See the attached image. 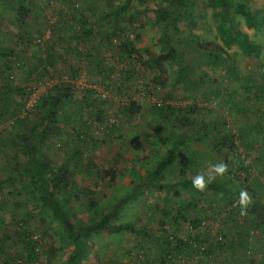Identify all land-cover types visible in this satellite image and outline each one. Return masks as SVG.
<instances>
[{"label": "rangeland", "instance_id": "374dc122", "mask_svg": "<svg viewBox=\"0 0 264 264\" xmlns=\"http://www.w3.org/2000/svg\"><path fill=\"white\" fill-rule=\"evenodd\" d=\"M127 1L129 5L118 15L116 23L114 12ZM214 1L194 0V25L187 27L184 19L179 20L178 27L186 28L187 33L181 31L176 35L170 24L166 25L156 17V10L163 6L161 0H0V53L5 48L13 50L14 62L8 71L14 76V84L22 87L23 80L30 75L44 91L56 84L73 92L71 103L59 112L61 121L49 133L43 147V154L52 164L69 161L68 172L79 188L70 203L73 222L87 224L90 220H98L118 198L129 197L119 207L116 220L130 223L139 233L114 235L104 231L90 234L87 238L89 250L82 264H141L142 255L149 262L160 264L159 238L166 234L178 239L192 237V232L195 233L192 225H196L194 220L203 219L200 214L202 207L214 204H206L198 194L191 196L190 186L182 188L176 185L159 190L140 182L162 152L158 136L171 140L183 130L179 124L175 125L177 117L168 107H199L207 103L206 107L211 111L228 115L218 100L219 96L202 102L199 94L182 83H174L178 69L175 61L163 62L159 70H154L152 59L166 53L171 45L177 50L186 48L184 36L189 33L195 45H206L208 50L221 47L225 51L230 50L231 53L227 54L249 55L253 63L248 65V69L254 72L255 82H264V0H232L256 13L257 28H247L244 19L233 11L229 12V21L224 22L231 32L246 35L250 44L246 51L234 42L228 47L223 44L219 30L223 11L214 5ZM63 17L73 19L84 28L87 27L84 22L91 24L93 32L100 35L99 39L111 40L112 48L99 53L106 58V63L94 54L88 57L89 60L79 62L74 49L62 53L60 46L64 43L56 44L55 39L58 32L56 36L51 34L43 47H33L36 37L45 35L47 22L53 26L62 25ZM18 18L21 23L16 22ZM67 30L71 36L73 30ZM174 36L171 44L170 38ZM121 40L131 44L132 53L126 50V55H120ZM47 46H50L49 50ZM47 52L53 56L50 60L46 58ZM184 52L178 61L181 65L185 62L197 64L195 55ZM65 54L68 56L66 60L62 59ZM77 65L81 67L75 75L73 66L76 68ZM197 65L210 78L211 88L218 83L227 86L229 81L235 80L233 75L228 78L227 70L220 64H208V68ZM105 66L108 68L104 71ZM109 70L111 73L107 80L98 74ZM10 98L13 104L18 105L26 101V95L19 93H13ZM164 115L170 119L162 120ZM95 120L101 122L100 131L92 129V134L83 123ZM11 121L8 119L0 124V128L4 127L0 131V264H62L72 249V241L63 225L41 205L26 173L18 168L27 156L22 149H13L8 142L20 131ZM108 125L113 127L106 131L104 128ZM77 132L83 134L85 141L87 136H92L93 141L81 143ZM76 148L80 154H71ZM14 155L17 156L16 164L12 158ZM180 156L175 170L165 173L161 182L176 183L200 172L199 166L188 169L185 165V151H181ZM113 160L118 161L116 165ZM87 163L93 165L96 174L86 172ZM111 168L117 171L113 182L104 174ZM228 170L222 179L231 174ZM88 198L95 202L94 208H91ZM182 204H191L192 207L180 218L176 211ZM20 223L23 224L21 229L18 228ZM209 226L210 223L206 222L198 227V231H205ZM22 229L36 241L34 261L24 254L23 238L19 234ZM198 255L196 253L192 257V263L202 264L198 263ZM191 260L187 264H191Z\"/></svg>", "mask_w": 264, "mask_h": 264}, {"label": "trees", "instance_id": "16d2710c", "mask_svg": "<svg viewBox=\"0 0 264 264\" xmlns=\"http://www.w3.org/2000/svg\"><path fill=\"white\" fill-rule=\"evenodd\" d=\"M162 7L156 10L155 14L158 20H162L166 22V25L170 24L175 33L176 32H184L187 33V29H180L178 27V21L184 19L187 22V27L193 26V14L192 8L194 0H161ZM129 2L127 1L122 6L118 7L114 12V19L117 23L118 15L125 10V6H128ZM214 5L219 7L223 11L222 22L219 24V30L221 31L223 44L225 46H230L231 43H236L240 46L241 49L245 50L249 47V42H247V37L244 34H241L237 31L231 32L230 28L226 25L224 26V22L229 21V12L233 11L234 13L240 15L249 29H255L258 26V17L256 13L252 12L246 5L235 3L232 0H215ZM21 8H23L21 6ZM27 11V9H26ZM73 20V19H72ZM63 19L62 25L68 29L73 30V35L75 39L74 47V55L79 62L84 59L89 60V56L94 54L96 57L99 53H102V50H110L112 48V42L110 39H100V41L105 42V46H103L102 50L98 52V50H94L92 46L89 44L95 38L94 35L96 32H93L91 29V24L87 26L76 24V22ZM1 21V20H0ZM17 23H21L22 20L20 18L17 19ZM47 26H45L46 30H50V35L55 34L58 26H53L47 22ZM57 27V28H56ZM184 34V35H185ZM44 36V35H43ZM42 35L36 37L35 41L41 39ZM100 35L96 33V37ZM174 38H170V43H174ZM184 45L182 49H176L175 46H172L170 43V47L166 53H163L156 58L152 59L154 70H159L160 65L163 62L167 61H175L178 64L177 74L175 78V84L182 83L185 87H188L190 90L196 92V94H200L203 89L208 90L209 93H212L214 96H217L222 88H211V86L207 85V74L205 71H201L197 64H202L203 66H208V64L212 65L215 63L224 64V55L226 51H224L221 47L216 50H208L206 45L194 44V40L189 38L188 35L184 36ZM44 41V44L47 40ZM71 40V41H72ZM180 41V40H178ZM35 44V42H34ZM43 44V46H44ZM121 53L120 55L124 56L127 52L132 53L133 49L131 48V44L128 41L121 40L119 42ZM41 46V47H43ZM61 49L64 50L65 53H69V50H66L63 46ZM40 48V47H38ZM93 48V49H92ZM46 49H50V46H47ZM100 49V48H99ZM45 48H43V51ZM186 52H190L197 58V64L192 65L188 62H185L181 65L179 58H183V54ZM14 56L13 50L11 48H5L0 53V124L4 123L6 120L11 119L12 123L16 125V127L20 128V131L8 141L13 149H22L27 156V160L23 164H18V168L23 173H26L27 180L29 181V185L34 189V191L38 194V199L42 206L52 213L55 219L63 225L66 230V233L70 240L72 241V249L67 256V259L62 264H82L86 254L89 250V244L87 238L90 234H99L106 231L109 234H121L123 232L134 233L137 234L139 231L127 222H119L116 220L118 215V209L127 201L129 197L122 196L116 200V202L112 205V207L106 212L102 213L98 220H90L87 224H79L73 222L71 218L72 210L70 208V203L72 199L75 198L74 192L78 190V185L74 182V180L70 177V173L68 172V162L65 161L60 164H52L50 160L43 154V147L46 140L49 138V133L55 128L58 123L61 121L59 118V112L67 107L73 98V92L68 87H64L63 85L53 84L51 88L46 89L41 93L36 105L31 110H26L24 115L23 111L25 110V104L28 99L27 87L34 82L33 78L28 75L24 80V85L22 87L14 84V76L8 70L10 69L12 61V57ZM46 58L50 60L53 58L49 52L46 54ZM100 59L103 63H106V58L100 56ZM199 62V63H198ZM75 69V75L80 69V65H77ZM108 67H104V71L107 70ZM102 74L104 80H107L110 77L111 71L109 70L107 73L103 71H99L98 74ZM195 73V74H194ZM49 74V73H48ZM194 75L192 78L191 76ZM38 80V79H37ZM13 93H19L23 96L26 95V101L22 105L13 104L11 101V95ZM36 108V112L32 113V111ZM161 109V108H158ZM170 109L172 113L177 117L175 120V125L179 124V128L183 127V130L178 133V136L174 139H167L164 136H158V144L162 147V152L159 154V158L155 162L154 166L151 170L146 172V174L140 179L141 183H144L148 186H153L159 190L170 189L174 186L184 187H192V191H197L192 186V179H183L179 180L176 183H163L161 179L164 178L165 173L172 172L175 170L178 162L181 159V151H189L188 147L190 143L200 142L202 140H213L218 142H226V145L233 144V135L230 133L231 128H229V124L225 121L223 123V130L218 129L217 127L207 129L203 127L202 121L199 117L200 109L194 107L192 105L181 107H173L167 108ZM181 115H180V114ZM182 113H184L182 115ZM172 117V116H171ZM166 115L162 116V120H168ZM99 120H95L88 123H83L86 130L96 129L100 131ZM112 125L106 126L104 129L110 130ZM4 127L0 128V131ZM93 134V132H92ZM78 140L82 142L93 141L92 136L88 137L86 141L82 138L83 134L77 132ZM1 141V140H0ZM220 145H225L224 143H220ZM1 149V147H0ZM159 149V150H160ZM161 151V150H160ZM73 155L80 154V150L78 148L74 149L71 153ZM70 154V155H71ZM17 156H13V161L17 163ZM184 161L185 158H184ZM117 160H113V164H117ZM185 163V162H184ZM85 170L88 174L94 175L96 174L94 167L92 164H86ZM105 175L109 176L110 182H113L117 177V171L115 168H111L109 170L104 171ZM222 189V185L219 183L212 182L207 186L204 191L211 192H219ZM87 189H84L86 192ZM89 204L91 208L95 207V202L88 198ZM229 204H232L234 201L229 199ZM191 204H187L186 206L182 204L180 209L176 211V216H183V212H186L187 209L191 208ZM167 213V212H166ZM208 217H205L201 220L196 221V225L193 224V229L198 231V227L201 228V224L207 220ZM177 221V219H175ZM208 221V220H207ZM206 221V222H207ZM23 224L20 223L18 228H22ZM200 231H203L201 229ZM200 231L197 233L200 234ZM23 238V250H25L24 254L27 256V259L30 261H34L36 252L35 246L36 241L31 240V234L28 233L25 229H22V232L19 233ZM221 236V240H217V237ZM197 237H185L182 239L176 238V236H172L169 234L164 235V237L159 238L158 247L162 252L159 255L158 260L161 262L160 264H187L188 260L192 259L193 253L206 254L209 251V245L206 242L201 241L200 238ZM214 242L217 245H222L225 242V238L223 235H216ZM162 245V246H161ZM164 249V251H163ZM164 252V253H163ZM142 254H140L141 256ZM198 255V256H199ZM139 256V257H140ZM199 256V257H200ZM141 264H157L156 261L149 262L144 259L142 255ZM193 260H191V264ZM198 263L200 261L198 260ZM197 264V263H196Z\"/></svg>", "mask_w": 264, "mask_h": 264}, {"label": "crops", "instance_id": "0c3cea01", "mask_svg": "<svg viewBox=\"0 0 264 264\" xmlns=\"http://www.w3.org/2000/svg\"><path fill=\"white\" fill-rule=\"evenodd\" d=\"M58 26L56 44L64 43L66 50H72L74 35L68 36V30L63 25ZM94 37L89 46L99 52L105 42L100 41L96 33ZM60 50L64 53L63 49ZM229 51L226 50L223 59L225 62L221 66L227 70L228 78L233 75L235 80L229 81L227 86L219 83L216 86L222 88L217 96L227 110L228 118L226 114L211 111L206 107L207 103L200 104L197 108L201 112L199 117L202 125L207 129L217 127L223 130L224 121H229L233 144L226 145V142L220 140L215 142L211 140L212 137L207 141L190 143L189 151L185 152V165L188 169L199 166L198 173L208 174L212 173V165L223 161L231 174L224 179V175L218 176L213 181L222 185L219 192H191V196L198 194L206 204L214 203L202 207L200 213L201 217H208L210 228L200 231V234L195 230L191 235L199 236L201 241L209 245V251L198 256L202 264H264V82L256 83L254 72L248 69V65L253 63L252 57L227 54L231 53ZM67 57L65 54L62 59L66 60ZM207 80V85H212L208 75ZM199 96L202 102L214 98L206 89ZM220 143L225 145L221 146ZM241 190H246L251 197L244 215L240 214V206L235 210L228 209V204L231 203L229 199L238 201ZM218 234L225 238L222 245L214 242ZM190 253H193L190 255L192 257L196 255L193 251Z\"/></svg>", "mask_w": 264, "mask_h": 264}, {"label": "clouds", "instance_id": "9594fccd", "mask_svg": "<svg viewBox=\"0 0 264 264\" xmlns=\"http://www.w3.org/2000/svg\"><path fill=\"white\" fill-rule=\"evenodd\" d=\"M211 167L212 173H197L192 178V186L197 191H204L209 184H211L218 176H223L228 169V165L223 161L218 162ZM238 202L240 206V214L244 215L248 205L251 203V197L246 190H241L239 192Z\"/></svg>", "mask_w": 264, "mask_h": 264}, {"label": "built area", "instance_id": "2783aa9c", "mask_svg": "<svg viewBox=\"0 0 264 264\" xmlns=\"http://www.w3.org/2000/svg\"><path fill=\"white\" fill-rule=\"evenodd\" d=\"M48 37H46V36ZM45 35L41 38L35 41L34 48H38L43 46L44 41L49 38L50 36V30L47 29L45 32ZM42 85L40 83L35 84V82H32L28 87H27V92H28V99L25 104V110L23 111V115L26 110H31L37 103L41 93L44 91V89L41 87ZM238 207V202L234 201L232 204L229 206V210H235ZM205 223H202V225H205ZM221 236L217 237V240H221Z\"/></svg>", "mask_w": 264, "mask_h": 264}]
</instances>
